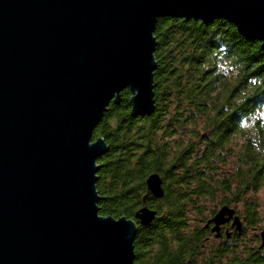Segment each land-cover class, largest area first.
<instances>
[{
    "label": "water",
    "instance_id": "water-1",
    "mask_svg": "<svg viewBox=\"0 0 264 264\" xmlns=\"http://www.w3.org/2000/svg\"><path fill=\"white\" fill-rule=\"evenodd\" d=\"M225 20L264 52V0H0V264H133L138 226L99 215L94 129L124 90L131 115L154 111L155 26ZM164 195L158 174L145 181ZM240 233L234 208L209 219ZM264 247V231L259 233Z\"/></svg>",
    "mask_w": 264,
    "mask_h": 264
},
{
    "label": "trees",
    "instance_id": "trees-1",
    "mask_svg": "<svg viewBox=\"0 0 264 264\" xmlns=\"http://www.w3.org/2000/svg\"><path fill=\"white\" fill-rule=\"evenodd\" d=\"M153 36V113L132 116L124 90L93 131L92 140L107 147L97 161L99 215L138 223L143 206L156 212L137 228L133 264H264L260 43L225 20L161 19ZM155 173L163 182L159 200L145 185ZM222 206L234 208L245 227L237 233L225 225L216 239L205 224Z\"/></svg>",
    "mask_w": 264,
    "mask_h": 264
},
{
    "label": "rangeland",
    "instance_id": "rangeland-1",
    "mask_svg": "<svg viewBox=\"0 0 264 264\" xmlns=\"http://www.w3.org/2000/svg\"><path fill=\"white\" fill-rule=\"evenodd\" d=\"M259 201H260V205H261V213H262V218H263V223H262V227H261V231L263 230L264 231V197L263 195H260L259 196ZM238 214V212H237ZM242 227L244 228V222H242ZM249 230H247V233L249 234ZM260 232V231H259Z\"/></svg>",
    "mask_w": 264,
    "mask_h": 264
}]
</instances>
